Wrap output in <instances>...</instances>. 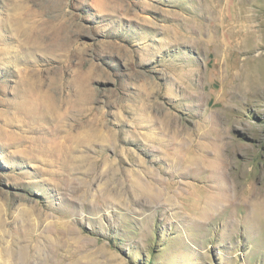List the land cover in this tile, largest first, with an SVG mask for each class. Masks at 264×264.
Listing matches in <instances>:
<instances>
[{"label": "rangeland", "instance_id": "374dc122", "mask_svg": "<svg viewBox=\"0 0 264 264\" xmlns=\"http://www.w3.org/2000/svg\"><path fill=\"white\" fill-rule=\"evenodd\" d=\"M205 5L0 0V264H264V225L227 220L264 193V85L223 96Z\"/></svg>", "mask_w": 264, "mask_h": 264}, {"label": "bare ground", "instance_id": "6f19581e", "mask_svg": "<svg viewBox=\"0 0 264 264\" xmlns=\"http://www.w3.org/2000/svg\"><path fill=\"white\" fill-rule=\"evenodd\" d=\"M259 1L261 0H206V5H205L206 16L204 18V23H203L204 26L202 25L205 28L206 33L207 32L209 33V37H210L209 40L205 41V45L207 46L206 49L208 50L206 51L207 52L206 61L207 64H212L214 67L215 75L217 77L216 84L218 85L219 90L222 92L223 96L227 97L229 95L231 97H237L239 94L249 91V93L244 94V96H248L251 95V92L254 89H257L258 86L264 85V70L261 68L259 69L257 67L258 60L261 58V56L260 58H256V59L255 57H251V54L257 48H264V43L263 41H261L264 35V23H259L252 15V13L254 12L253 8L257 6V3ZM223 2H227V3L229 2L233 7V12L232 13L230 12V15L228 16H224L225 14L223 15L221 13ZM221 32H223L224 34L223 41H225V43L221 42V38H220ZM222 48L224 49V51H222ZM227 52H229L228 55ZM243 55H247L249 57H247L246 59H242ZM204 160L206 159L204 158ZM212 162H213L212 164L209 165L207 164L205 165V167H202V169L199 170L200 172L203 171L208 172L209 175L211 174V179L217 181L216 188L212 187V189L214 188L215 191L214 192L206 191L207 193L204 194L205 195L203 197L204 200L202 201L207 209H209L210 207L218 208L219 206L223 205V201L229 200L228 199L229 195L226 193L228 187L226 189L225 188L226 186H224L225 176L223 175V173H221L218 170L217 167H215L216 162L214 161ZM187 163L194 165L193 158L190 157L187 160ZM193 171L195 172V169ZM252 190H245L244 188L242 190H238V188L235 189V195H230V198L231 196H234L233 202L235 203V201H237L238 199L242 204H245L247 206L248 211L247 213L245 212L246 215H243L242 217L240 216L239 219L234 216L229 217V214L227 218L228 221L236 222L237 224H239L240 222L246 225L248 224L247 229L248 231H250V233H253V231L256 232L257 228H256L255 220L259 224L262 223L264 225V193L262 192L260 193L259 192L260 190L257 192L256 191L254 192ZM217 197H220L218 201L216 200V203L219 206H217L215 202L214 204H212V201L215 200ZM200 201L201 199L198 202L200 203ZM248 201L250 202L248 203ZM191 209L193 211H200L198 210L199 207L197 208V201L196 203H192ZM221 209H223V207ZM236 211L239 212V210L237 209ZM205 216L208 215L206 214ZM211 221H213L212 218ZM231 230L233 231V229Z\"/></svg>", "mask_w": 264, "mask_h": 264}]
</instances>
